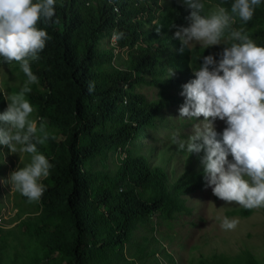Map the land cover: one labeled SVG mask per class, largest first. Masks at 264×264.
Listing matches in <instances>:
<instances>
[{
	"label": "trees",
	"instance_id": "1",
	"mask_svg": "<svg viewBox=\"0 0 264 264\" xmlns=\"http://www.w3.org/2000/svg\"><path fill=\"white\" fill-rule=\"evenodd\" d=\"M202 2L206 15L217 5L230 9L234 0ZM188 14L177 0H55L54 19L59 22L37 25L50 39L40 58L30 61L38 82L29 84L26 94L37 106L40 123L46 120L53 126L46 144L37 145L53 167L41 182L46 187L41 209L21 208L18 216L27 218L17 229L0 228V264H143L140 256L146 248L130 258L125 254L136 232L154 218L192 214L189 195L206 188L198 163L204 153L179 151L192 162L172 176L166 151L149 155L133 146L164 108L182 101V85L195 78L192 70L202 57L220 58L223 45L180 51L170 27L187 26ZM232 27L243 28L264 47V0L250 21L236 17ZM116 31L124 37L102 49L101 43ZM118 50H126L127 57L117 61ZM10 66L19 71L17 62L0 58V71ZM169 69L175 70L171 78ZM137 85L159 87L161 94L149 100L135 91ZM6 108L0 91V114ZM110 152L117 154L114 163L99 167L97 159L106 160ZM252 213L234 207L227 216L247 218ZM160 250L164 248L154 247L149 254ZM200 264L259 263L244 251L234 258H202Z\"/></svg>",
	"mask_w": 264,
	"mask_h": 264
},
{
	"label": "clouds",
	"instance_id": "2",
	"mask_svg": "<svg viewBox=\"0 0 264 264\" xmlns=\"http://www.w3.org/2000/svg\"><path fill=\"white\" fill-rule=\"evenodd\" d=\"M177 3L189 13L184 18L187 26L173 23L170 27L175 29L173 38L179 40L181 52L194 42L205 49L224 47L219 60L203 56L199 67L192 70L195 78L182 85L184 103L177 119L194 123L187 138L177 132L173 143L177 151L189 155L204 153L200 163L205 185L218 199L248 210L264 207V47L257 46L243 28L232 27L236 17L244 23L250 21L261 0H234L230 9L217 5L206 15L202 0ZM54 17L55 0H0V58L6 63L17 62L27 77L25 86L7 98V108L0 114V145L11 153L20 146V152L30 154V162L18 165L3 183L29 202L40 200L46 187L39 181L47 178L53 167L37 149L49 134L43 123L30 119L34 109L26 94L31 90L28 85L38 82L30 61L40 58L50 39L37 25L41 21L58 23ZM124 35L116 31L112 39L119 41ZM174 75L175 70L169 69V77ZM93 89L90 83L89 91ZM217 120L226 124L220 139L215 130ZM238 223L237 218L224 217L220 227L234 230Z\"/></svg>",
	"mask_w": 264,
	"mask_h": 264
},
{
	"label": "rangeland",
	"instance_id": "3",
	"mask_svg": "<svg viewBox=\"0 0 264 264\" xmlns=\"http://www.w3.org/2000/svg\"><path fill=\"white\" fill-rule=\"evenodd\" d=\"M228 42L224 41V43ZM113 44V39L110 37L105 39L100 46L102 49H110ZM190 47L203 46L194 42ZM115 53L119 55L117 61L127 57L126 50H118ZM12 68L13 66L3 67L0 71V91L6 100L10 95L18 93L27 83V78L24 77L21 68L19 67V71H13ZM135 91L145 95L149 100H155L161 94L159 87L147 85H137ZM177 94V91H173V95ZM178 101L180 102L164 108L155 125L143 128L137 139L133 141L135 148L147 152L149 155L166 151L168 170L172 172V176H178L185 172L192 162L187 159L186 154L177 151V146L172 139L177 132L180 133L181 138H187L194 123V121L186 119H177L179 108L184 103V97H182V101ZM32 107L34 111L30 119L37 121L39 125L40 119L36 114L37 106L32 105ZM199 120L202 121L203 117H200ZM43 124L47 133L51 129L54 130L48 121L44 120ZM225 127V122L220 120L215 122V130L219 139V134ZM19 147L17 146L15 153H11L6 146L0 145L2 154L0 228L5 231L17 229L19 222L27 218L25 215L18 216L21 208L33 212H38L41 209V198L38 201L29 202L26 197L13 190L6 182L3 183L9 174L17 169L18 165L24 167L30 162V154L20 152ZM196 155L198 156V154ZM116 158L117 154L110 152L106 160L98 158L97 164L100 167L107 161L112 165ZM157 159H161L160 155ZM228 159L231 161L232 157L229 156ZM198 163L202 167L200 161ZM43 179L39 182L41 183ZM188 203L192 208L191 215H181L175 220L154 218L147 226L141 227L133 237L131 246L125 250L127 257L130 258L134 253H137L139 248H146V251L140 256L143 264H200L202 258L208 260H212L215 256L234 258L247 251L253 254L259 264H264V207L252 209V215L247 218L229 217L227 212L230 209L241 206L235 203L228 204L218 199L213 195L212 189L207 187L189 195ZM224 217L237 218L239 220L237 227L234 230L222 229L220 225ZM1 236L2 234H0ZM154 247L156 250L163 247L164 251L160 250L155 255L149 254Z\"/></svg>",
	"mask_w": 264,
	"mask_h": 264
}]
</instances>
